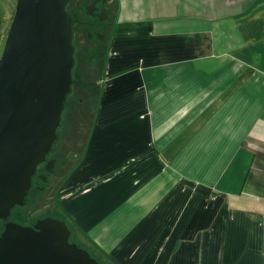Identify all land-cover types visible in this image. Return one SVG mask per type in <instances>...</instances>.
Returning <instances> with one entry per match:
<instances>
[{
    "label": "crops",
    "instance_id": "1",
    "mask_svg": "<svg viewBox=\"0 0 264 264\" xmlns=\"http://www.w3.org/2000/svg\"><path fill=\"white\" fill-rule=\"evenodd\" d=\"M113 1L57 214L103 264H264V0Z\"/></svg>",
    "mask_w": 264,
    "mask_h": 264
},
{
    "label": "water",
    "instance_id": "2",
    "mask_svg": "<svg viewBox=\"0 0 264 264\" xmlns=\"http://www.w3.org/2000/svg\"><path fill=\"white\" fill-rule=\"evenodd\" d=\"M69 0H17L0 55V220L23 207L36 169L58 140L75 49ZM65 221H13L0 234V264H101L70 242Z\"/></svg>",
    "mask_w": 264,
    "mask_h": 264
},
{
    "label": "rangeland",
    "instance_id": "3",
    "mask_svg": "<svg viewBox=\"0 0 264 264\" xmlns=\"http://www.w3.org/2000/svg\"><path fill=\"white\" fill-rule=\"evenodd\" d=\"M0 1L2 2L3 0ZM16 1L17 0L12 1L10 10H14ZM2 6L5 5L2 3ZM107 39L108 36L99 49L93 47L91 43L88 46L85 45L86 52L83 50V44L86 43L84 39L82 40L78 36L76 40L77 48L74 56L75 65L71 93L65 102L66 108L63 112V121L58 131V141L55 143L54 147V156L58 157V162H61L64 156L68 161V158H66L68 154L66 153L69 151V160L71 161L82 149L83 141L87 136L90 120L93 117L92 115H94L93 109L95 107L97 90L96 83L100 75ZM69 167L70 164L67 166V169H69ZM54 203L51 202L48 193H36L35 198L30 199L24 207L14 208L12 212L14 217L18 218L24 224L34 223L36 220L48 215L58 216L59 220L61 219L63 221V217L57 214V206ZM66 224L69 227L67 222ZM71 233L73 232L71 231ZM70 242L86 250L92 258L101 263V261L97 259L98 256L93 255L84 244L79 241L76 235L71 234Z\"/></svg>",
    "mask_w": 264,
    "mask_h": 264
},
{
    "label": "flooded vegetation",
    "instance_id": "4",
    "mask_svg": "<svg viewBox=\"0 0 264 264\" xmlns=\"http://www.w3.org/2000/svg\"><path fill=\"white\" fill-rule=\"evenodd\" d=\"M66 11L72 19V39L75 53L77 48L76 40L78 36L82 40L84 39V42H86L83 44L84 51L86 50V46H88L90 43L93 45V47L99 49V47L103 45L104 41L106 40V37L108 36L112 26L115 16L114 1L69 0L66 6ZM54 147L51 153L47 156L46 161L37 167L35 175L32 179L31 188L28 191L27 200H25V205L30 199L35 198L36 193H48L51 202L54 203L56 190L68 172L67 166L69 164L71 166V161L69 160L70 151L66 153L68 154L66 157L68 158V161L65 159V156L62 155L64 157H62L61 162H58V157L54 156ZM47 217L59 219L58 216L53 215H48L44 218ZM38 220H36L34 223L24 224L18 218H15L12 212L9 219L5 221L0 220V234L4 230V225L7 222L13 221L14 223L20 224L22 226H33Z\"/></svg>",
    "mask_w": 264,
    "mask_h": 264
}]
</instances>
